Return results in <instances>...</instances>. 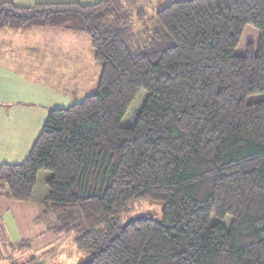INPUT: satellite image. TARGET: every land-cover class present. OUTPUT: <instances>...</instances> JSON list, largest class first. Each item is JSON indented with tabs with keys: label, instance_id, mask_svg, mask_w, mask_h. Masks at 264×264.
<instances>
[{
	"label": "trees",
	"instance_id": "obj_1",
	"mask_svg": "<svg viewBox=\"0 0 264 264\" xmlns=\"http://www.w3.org/2000/svg\"><path fill=\"white\" fill-rule=\"evenodd\" d=\"M30 27L84 33L101 71L94 93L48 110L24 161L0 165V188L29 201L51 172L38 219L88 253L79 264H264V98L249 100L264 93V0H172L141 43L121 0L0 1V29ZM143 199L162 217L123 228Z\"/></svg>",
	"mask_w": 264,
	"mask_h": 264
},
{
	"label": "crops",
	"instance_id": "obj_2",
	"mask_svg": "<svg viewBox=\"0 0 264 264\" xmlns=\"http://www.w3.org/2000/svg\"><path fill=\"white\" fill-rule=\"evenodd\" d=\"M0 1H10L17 6L26 7L41 2L76 1L81 4H91L99 0ZM24 29L29 28H22L21 31L20 29H11L8 32L5 29H0V165L24 161L40 133L48 110L54 107H67L62 106V104L69 100L70 103L80 101L81 99H78V96L81 89L86 87V80H88L85 77H89L90 73L97 76L101 71L99 66V71L96 70L95 64L97 62L94 59L90 39L84 33L42 28L52 31L50 32L51 35L48 34L49 32H44L45 30L37 32L36 30ZM53 35L57 37L55 41H53ZM17 36L22 39L31 37L33 38L32 41L35 40V44L32 41L20 44ZM39 42H48L49 48L38 57V73H36L37 77L34 78L32 74L29 76V73L26 72H30L28 71L29 67L31 70H36L33 61H36L37 58L33 52L40 50L38 49ZM24 48L31 53L30 56L25 55L26 59L29 60V62H26L27 65L24 64V54L22 52V50H25ZM49 49H53L52 53H56V55H51ZM83 58H86V60L84 61ZM55 59L58 60L57 63L53 62ZM60 99L61 101H58ZM50 175L46 174L44 176L46 181ZM34 193L35 188L33 197ZM47 193L48 190L38 199L40 200L38 202L40 212L36 219L41 214L40 204ZM9 200L13 199L8 196L6 188L1 187L0 205ZM21 242L26 241L22 240ZM42 254H45V256L33 264H47L46 259L50 253L44 252ZM13 262L17 263L11 261L10 264Z\"/></svg>",
	"mask_w": 264,
	"mask_h": 264
},
{
	"label": "rangeland",
	"instance_id": "obj_3",
	"mask_svg": "<svg viewBox=\"0 0 264 264\" xmlns=\"http://www.w3.org/2000/svg\"><path fill=\"white\" fill-rule=\"evenodd\" d=\"M171 1L172 0H121L131 15V26L133 28L135 40L140 43L143 42L145 39V30L149 29L153 24L156 9L159 6L169 4ZM140 11L144 14V21L142 22L137 18V14ZM29 29L36 30L37 32L45 30L44 32H49L48 34L52 35V33H50L52 31H49V29H42V27H31ZM5 30L8 32L11 29ZM244 36L246 40H252L254 38L253 31L251 29L247 30ZM32 39L31 37L22 39L20 36H17V40L20 44L24 42L29 43ZM56 39V35H53V41ZM32 43L35 44V40H33ZM39 43L38 49L40 50L33 52V54H36L37 58V62L33 61L36 70H31L29 67L28 71L30 72H26L29 73V76L32 74L34 78L37 77L36 73H38V57L49 48L48 42ZM24 49L25 50H22L24 54V64L27 65L26 62H29V60L26 59L25 55L30 56L31 53H29L26 48ZM50 51L51 55H56V53H52L53 49H49V52ZM83 59L84 61L86 60V58ZM57 61L58 60L55 59L53 62L57 63ZM95 65L98 72L101 66L99 63ZM91 71H93V69H91ZM99 75L100 73L97 74V76L90 73L89 77H85V79L88 78V80H86V87L81 89L78 99H82L85 95L92 94L96 91ZM145 98L146 92L145 90H141L124 115L123 124L130 125L135 121ZM263 98L264 93L253 95L249 100H260ZM58 101H61V99ZM71 103H73V101ZM71 103L69 100L62 104V106H68ZM46 174H51V172L46 170L39 171L34 197L32 196L33 198L29 201L9 200L0 205V264H10L11 261L20 263L31 257H38L44 252L50 253L46 259L47 264H79L88 258V253L77 248L71 235L67 233H56L52 230V227L55 225L54 217H50L49 219H36L40 212L38 205L40 200L38 199L48 190L45 182L46 179L44 178ZM162 208L163 202L161 201L145 199L134 200L128 204L125 216L129 218L151 216L160 219L162 217ZM212 221H215L214 217H212ZM225 223L228 225L230 223V218H226ZM22 240L27 241L28 245L20 246Z\"/></svg>",
	"mask_w": 264,
	"mask_h": 264
},
{
	"label": "water",
	"instance_id": "obj_4",
	"mask_svg": "<svg viewBox=\"0 0 264 264\" xmlns=\"http://www.w3.org/2000/svg\"><path fill=\"white\" fill-rule=\"evenodd\" d=\"M141 217H132V218H128L122 225V227L124 228L128 223L132 222V221H136L138 219H140Z\"/></svg>",
	"mask_w": 264,
	"mask_h": 264
}]
</instances>
